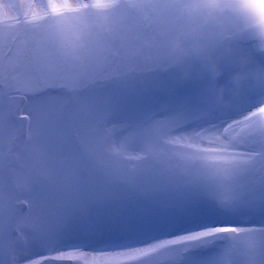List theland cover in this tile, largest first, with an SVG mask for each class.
I'll list each match as a JSON object with an SVG mask.
<instances>
[{
	"label": "snow or ice",
	"instance_id": "obj_1",
	"mask_svg": "<svg viewBox=\"0 0 264 264\" xmlns=\"http://www.w3.org/2000/svg\"><path fill=\"white\" fill-rule=\"evenodd\" d=\"M28 7L22 33L0 29V264H264V74L229 80L228 101L209 82L217 63L264 66V11ZM205 16L214 31L194 27ZM21 173L5 208L2 177Z\"/></svg>",
	"mask_w": 264,
	"mask_h": 264
},
{
	"label": "rangeland",
	"instance_id": "obj_2",
	"mask_svg": "<svg viewBox=\"0 0 264 264\" xmlns=\"http://www.w3.org/2000/svg\"><path fill=\"white\" fill-rule=\"evenodd\" d=\"M40 0H0V29H4L7 25H13V27L8 28L7 30L9 32L13 33H22V29L19 26H14L15 21L12 20V17H15L18 13L24 14L30 11L29 5L32 3H39ZM70 3H75V0H69ZM133 2H136V0H133ZM245 2L252 3L255 5V8L253 9L254 13L257 15V17L260 16V13L264 11V9H261L259 4L260 0H245ZM16 4L20 5V8L18 10L11 9L5 7L6 5ZM39 10V9H37ZM213 20L211 16H205L203 18L198 19L194 27L197 29H200L203 31L202 26H207L210 30H215L212 28ZM21 39H23V36L21 35ZM19 43V41H17ZM13 62L15 63V57L12 58ZM213 61H215V57L212 58ZM264 74V66L256 65V66H245V67H234L231 70H226L223 64L217 63L216 65V78L215 81L209 80L210 83H214L218 88L224 89V100L228 101L230 99L228 95V91L231 87V85L228 83L229 80H235L237 78H240L241 85L243 86V78L245 76H259ZM225 76L226 78L224 80H221V76ZM14 83H18V81H14ZM7 91V90H5ZM15 95L19 96L20 93H16ZM7 99V97H5ZM24 107H28L27 105H22ZM23 113H17L18 117H22ZM242 119V117H239ZM27 129L25 128H17L16 133H26ZM5 135H7V131L5 132ZM4 182V197H5V208H7L8 198L13 197H20L21 199L24 198V196L27 195L25 186H24V178L23 174L21 173L18 176L8 177L7 175H4L2 177ZM42 255V253L37 251V258H39ZM64 264H106V261L95 254H89L87 257L81 256L79 253H76L73 256V259L71 261H65Z\"/></svg>",
	"mask_w": 264,
	"mask_h": 264
}]
</instances>
